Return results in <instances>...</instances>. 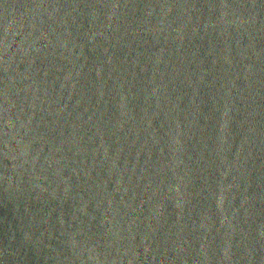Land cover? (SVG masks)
I'll return each mask as SVG.
<instances>
[{
	"label": "water",
	"instance_id": "obj_1",
	"mask_svg": "<svg viewBox=\"0 0 264 264\" xmlns=\"http://www.w3.org/2000/svg\"><path fill=\"white\" fill-rule=\"evenodd\" d=\"M0 264H264V0H0Z\"/></svg>",
	"mask_w": 264,
	"mask_h": 264
}]
</instances>
